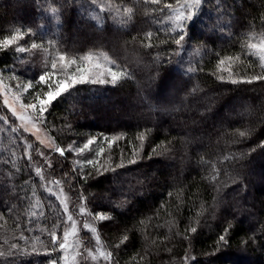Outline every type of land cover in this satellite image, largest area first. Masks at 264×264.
<instances>
[{
	"label": "trees",
	"instance_id": "trees-1",
	"mask_svg": "<svg viewBox=\"0 0 264 264\" xmlns=\"http://www.w3.org/2000/svg\"><path fill=\"white\" fill-rule=\"evenodd\" d=\"M102 1L120 17L98 24L88 0H0V40L36 33L17 41L26 52L0 49V73L33 81L31 95L46 96L36 81L60 54L104 53L127 73L116 85L77 84L49 106L45 129L64 149L51 167L0 108V264H63L49 236L62 238L67 224L48 191L56 181L104 215L109 264H264V81L231 83L264 74L248 48L264 36V0H203L183 47L166 24L171 10L160 11L175 0ZM50 7L62 13L58 25ZM72 71L57 63L60 78Z\"/></svg>",
	"mask_w": 264,
	"mask_h": 264
},
{
	"label": "snow or ice",
	"instance_id": "snow-or-ice-1",
	"mask_svg": "<svg viewBox=\"0 0 264 264\" xmlns=\"http://www.w3.org/2000/svg\"><path fill=\"white\" fill-rule=\"evenodd\" d=\"M69 0H63V3H61L60 7L64 8L67 6ZM145 4H151V5H160L161 0H144ZM39 5V3H38ZM203 5V0H175V6L172 3H166L162 8H160V11L163 12L164 8H167L171 10L173 13L168 18L173 22L174 24V31L176 29H179L178 32H176L174 44L178 47H183L182 42L185 41L187 35H188V23L192 20L193 16L196 14L197 10ZM88 6L89 7H96L99 10H104V5L99 3V0H88ZM45 11H50L57 19L59 20V16L62 14L56 7H50L48 9H44ZM127 13L131 14L132 9L128 8L125 10ZM131 16L129 15V19ZM100 21L98 20V23ZM36 35L35 32H33V29L31 27L27 28L26 31H20L17 30L13 35L6 36L3 40H0V49H7L13 45H17V41L22 39L24 36L34 37ZM152 33L148 32L147 37L150 39L152 37ZM53 41L49 40L48 44L49 46L53 45ZM33 49L37 48L38 45L36 43H33L31 46ZM248 48L250 50V55H255L258 57V60L260 62V68L261 72L264 73V41L260 43H250L248 45ZM15 50L17 52L23 53L28 51L27 48L17 45ZM84 60L89 62V68H95L98 72V78L96 75H90L89 74V68H80L77 64L76 59L69 60L66 55L60 54L59 59L53 60L51 63V69L52 71H45L42 74H40L38 81L36 83L43 84L47 86L50 90L47 91L46 96H37L36 99H38V104H32L29 103L27 105H21L22 108L27 109H36L41 116L47 111L48 106L52 105L59 97H61L66 91L71 89L77 84H83V83H91V84H99V85H116L122 78L127 76V73L122 70L115 61H109V67H107L104 71H99L104 66L99 63V55H94L93 53L89 52L85 57H83ZM105 59L107 60V57L105 56ZM96 61V63H92L93 61ZM57 63H60L63 65V68H70L72 66H76V72L77 75L68 78H60L58 72H57ZM221 64H224V61H220ZM190 70V69H189ZM10 71V70H9ZM55 79V84H52V80ZM220 79H223L221 76ZM253 81H264V74H258L252 76L250 79H242V80H232L231 83H252ZM25 91L33 87V81L28 80L26 84L21 85ZM18 99V97H17ZM7 103V101H5ZM15 111V110H14ZM21 120H25L26 117L21 115L19 117ZM27 130V129H25ZM241 136H244L245 133L241 132ZM93 141L89 140L88 144H92ZM69 149H71L73 146L69 145ZM259 147L264 148V142H261ZM27 148H31V145H27ZM55 151L59 153L61 156L64 155V149L57 146L55 148ZM255 151V149H253ZM42 156L43 153H40ZM28 159L31 160V156H28ZM89 164H92L94 167V162L89 160ZM129 163H135V161H129ZM120 166H123L122 164ZM49 167H51V164H49ZM35 173L39 177L41 181L44 180V177L42 175V169L40 167L35 168ZM213 179H215V176H213ZM58 183V181H56ZM49 192H51V188L48 189ZM35 195V193H33ZM67 210V209H65ZM81 212L84 211L83 208L80 209ZM42 214V212H41ZM100 219H104V215H100ZM67 220L73 224V231L70 233L69 231L65 230L63 231L62 238L57 237L55 230L51 231L49 233L50 239H51V251H55L57 247L62 251L63 255L59 256V260L63 261V264H75V261L77 259V256L80 255V253L77 251L75 254H70L69 249L74 248L75 246L69 243V236L75 235V227H74V221L73 217L71 215L67 216ZM89 225L87 223L84 224V228L88 229ZM92 232H95L96 229L92 228ZM192 232L196 231V228L191 229ZM23 238V237H21ZM219 242L226 243V238L224 235L219 236ZM97 246H99V238H97ZM12 248H16V245H12ZM32 251H36V248L33 247ZM45 251L48 252L49 249L45 248ZM9 254H14L9 251ZM0 255H4V252H0ZM99 256L104 260L107 261L112 256L111 252H105L100 251ZM93 259H96L95 256H93ZM188 257L185 256V260H187ZM49 264H58L57 259H51L49 261Z\"/></svg>",
	"mask_w": 264,
	"mask_h": 264
},
{
	"label": "rangeland",
	"instance_id": "rangeland-1",
	"mask_svg": "<svg viewBox=\"0 0 264 264\" xmlns=\"http://www.w3.org/2000/svg\"><path fill=\"white\" fill-rule=\"evenodd\" d=\"M99 3L104 5L103 11L96 7H92V9L88 10V14H91L97 23L98 20L100 21L98 24L103 22L104 14L108 12H112L116 18L120 17V14L110 3L102 0H99ZM51 16V23L53 25H58L56 17L52 13ZM52 24L46 22V26H49L50 29H53ZM166 24L169 25L172 30H174V24L169 18L167 19ZM175 31H179V29H176ZM262 41H264V36L254 38L251 43H260ZM97 54L99 55V63L104 66L99 71H104L110 66L108 63L110 60L104 53ZM105 56L107 57V60L105 59ZM92 63L94 64L96 61L94 60ZM77 64L80 68H89V62L84 60L83 57L80 60H77ZM71 68H73V71L69 78L77 75L76 66ZM89 74L96 75L98 78V72L95 68H89ZM27 81L28 80L24 78H17L15 76L8 77L7 75L4 76V74L0 73V108L6 111L9 117L14 119L15 123L19 126L20 130L24 134L33 136L35 140H32L33 142H31L30 145L34 147L33 150L36 152V156L42 158L44 163L49 167V164L52 162L50 160L51 156L60 154L55 151L56 145L45 129L43 122L45 113L41 116V114H39L36 109H27L21 107V105H27L29 103L38 104V99H36V96L29 93L31 88L25 91L22 87H20L21 85L26 84ZM5 101H7V103H5ZM21 115L25 116L26 119L21 120L19 118ZM89 147L90 145L87 144L84 149H89ZM81 150L77 149L76 153H84V151ZM40 153H43V155L41 156ZM77 164L81 165L78 162ZM50 188L52 190L51 193H53L61 203L66 213V217L68 215L73 217L75 235L69 236V243L75 247L70 248L69 253L75 254L77 251L80 253V255L77 256L75 264H109L110 258L109 260L104 261L99 256L100 251L108 252L97 230V220L100 217L97 218L96 216L90 214L88 210L83 207L81 199L74 193L72 188H67L60 183H50ZM81 208L84 209L83 212L80 211ZM85 223L89 225L88 229L84 228ZM92 228H95L96 231L92 232ZM65 230L69 231L70 233L73 231V224L68 220ZM97 238H99V246H97ZM93 256H95L96 259H93Z\"/></svg>",
	"mask_w": 264,
	"mask_h": 264
}]
</instances>
